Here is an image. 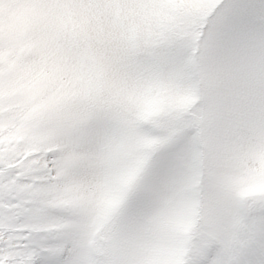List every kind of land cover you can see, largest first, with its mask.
Listing matches in <instances>:
<instances>
[{
	"label": "snow or ice",
	"instance_id": "6c2138e0",
	"mask_svg": "<svg viewBox=\"0 0 264 264\" xmlns=\"http://www.w3.org/2000/svg\"><path fill=\"white\" fill-rule=\"evenodd\" d=\"M0 264H264V0H0Z\"/></svg>",
	"mask_w": 264,
	"mask_h": 264
}]
</instances>
